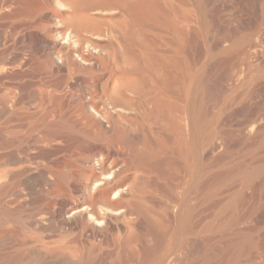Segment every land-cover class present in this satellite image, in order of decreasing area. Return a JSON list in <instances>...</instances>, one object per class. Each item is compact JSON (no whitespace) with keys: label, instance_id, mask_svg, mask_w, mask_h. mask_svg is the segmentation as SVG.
Segmentation results:
<instances>
[{"label":"rangeland","instance_id":"rangeland-1","mask_svg":"<svg viewBox=\"0 0 264 264\" xmlns=\"http://www.w3.org/2000/svg\"><path fill=\"white\" fill-rule=\"evenodd\" d=\"M0 264H264V0H0Z\"/></svg>","mask_w":264,"mask_h":264},{"label":"clouds","instance_id":"clouds-1","mask_svg":"<svg viewBox=\"0 0 264 264\" xmlns=\"http://www.w3.org/2000/svg\"><path fill=\"white\" fill-rule=\"evenodd\" d=\"M58 8H59V10H66V5H64L63 3H58ZM69 40H70V37H69V35L66 33V34L64 35V37H63V43H64L65 45H67V44L69 43ZM73 47H78V44H74ZM89 49H92V51H96V49L92 48L91 44H87V45H85V48H84L85 53H87V51H88ZM101 223H102V221H101Z\"/></svg>","mask_w":264,"mask_h":264},{"label":"bare ground","instance_id":"bare-ground-1","mask_svg":"<svg viewBox=\"0 0 264 264\" xmlns=\"http://www.w3.org/2000/svg\"><path fill=\"white\" fill-rule=\"evenodd\" d=\"M130 141V139H128V142Z\"/></svg>","mask_w":264,"mask_h":264}]
</instances>
